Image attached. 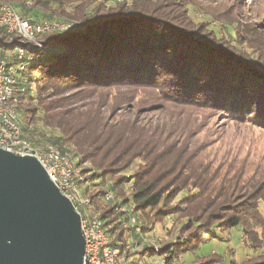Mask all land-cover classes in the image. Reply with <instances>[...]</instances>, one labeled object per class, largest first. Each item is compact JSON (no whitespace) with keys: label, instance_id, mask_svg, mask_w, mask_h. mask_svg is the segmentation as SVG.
I'll return each mask as SVG.
<instances>
[{"label":"trees","instance_id":"16d2710c","mask_svg":"<svg viewBox=\"0 0 264 264\" xmlns=\"http://www.w3.org/2000/svg\"><path fill=\"white\" fill-rule=\"evenodd\" d=\"M65 1L56 2L58 10ZM81 1L61 12L78 27L46 35L43 48L1 32L5 55L27 51L20 75L33 92L16 106L24 137L38 149L72 154L103 183L117 178L112 190L123 196L122 186L133 182L122 204L134 207L144 229L173 222L175 240L158 255L167 264L231 229L241 230L253 252L230 264H264V173L215 167L197 140L211 116L264 127L262 45L243 38L234 23L197 18L189 3ZM17 11L50 21L40 11ZM103 194L91 193L94 207ZM98 210L113 242L123 241L126 215L110 205ZM224 261L214 254L191 264Z\"/></svg>","mask_w":264,"mask_h":264},{"label":"built area","instance_id":"2783aa9c","mask_svg":"<svg viewBox=\"0 0 264 264\" xmlns=\"http://www.w3.org/2000/svg\"><path fill=\"white\" fill-rule=\"evenodd\" d=\"M120 1V0H119ZM122 1V0H121ZM74 27L73 23L54 22L39 23L23 18L15 6L8 0H0V148L21 157H35L45 168L51 181L62 194L74 205L81 215V230L85 239V256L83 264H137L131 261V256L139 252L134 241L143 238L144 224L136 214L134 207L122 204L121 198L112 190L103 194L105 202L114 204L116 213H123L126 220L122 227L129 237L114 243L105 222L91 214L93 207L91 198L92 182L88 178L79 160L70 153H64L58 148L47 145L38 149L24 137L16 106L19 97L33 92L27 80L21 79V73L27 70V51L16 47L5 55L2 47V35L16 36L22 42L43 48V38L56 32H68ZM15 58L17 64L11 62ZM91 172L89 176L91 177ZM122 191L127 195L134 192V185L126 183ZM158 256L161 247L155 243L149 247ZM155 264H167L166 258L158 257Z\"/></svg>","mask_w":264,"mask_h":264},{"label":"rangeland","instance_id":"374dc122","mask_svg":"<svg viewBox=\"0 0 264 264\" xmlns=\"http://www.w3.org/2000/svg\"><path fill=\"white\" fill-rule=\"evenodd\" d=\"M17 10L27 11V14H32L36 11L45 13V23L66 22L73 23L68 20L62 13L67 11L73 12L81 0H66L61 10H58L59 5L56 2H63V0H52L47 6H43V1L50 0H8ZM88 1V0H83ZM119 1V0H116ZM121 1V0H120ZM180 3L193 4L198 8L195 14L197 18L204 15L211 16L215 21L231 22L239 26V32L243 38L253 40L258 46L262 45L264 49V0H176ZM62 12V13H61ZM64 14V13H63ZM29 17V16H28ZM264 52V51H263ZM13 63L17 64L15 58ZM205 120L207 124L204 132L199 135V144H205L207 150L205 156L207 160L214 164L215 167L224 168L227 170L229 166L232 168H246L247 174L250 176L254 171L258 170L264 173V127H259L252 122H239L228 119H223L221 115L211 116ZM20 120V119H19ZM34 127V126H33ZM85 173L92 182L91 193L103 194L106 190L112 189L116 179L110 178L104 181L101 178L89 176L90 172L93 174L90 165L83 166ZM134 172L126 173V176H132ZM130 184H133L131 182ZM121 200L128 196L121 192H115ZM99 202L101 209L107 208V205L114 207L113 203ZM98 206H93L90 211L93 216L99 213ZM261 209L264 212V204H261ZM170 219L165 222H158L149 226V229H144L143 238L135 240L139 247L140 259L143 258L146 264H155L159 260L148 247L155 243L159 247L167 242L175 240V232L169 235L168 231L173 226ZM145 226V222H143ZM125 237H129L126 234ZM207 240L194 252V254H186L183 259L175 261L174 264H191L198 257H206L217 254L223 256L224 264H230L233 261L238 263L248 261L251 257V248L245 245L246 237L242 235L240 229H231L225 232H219L217 237L207 236ZM147 248V249H146ZM153 253L155 255H153ZM136 256V254L132 255ZM164 258V256H162ZM137 264H142L137 262Z\"/></svg>","mask_w":264,"mask_h":264},{"label":"water","instance_id":"95a60500","mask_svg":"<svg viewBox=\"0 0 264 264\" xmlns=\"http://www.w3.org/2000/svg\"><path fill=\"white\" fill-rule=\"evenodd\" d=\"M85 250L81 215L39 160L0 148V264H83Z\"/></svg>","mask_w":264,"mask_h":264},{"label":"crops","instance_id":"0c3cea01","mask_svg":"<svg viewBox=\"0 0 264 264\" xmlns=\"http://www.w3.org/2000/svg\"><path fill=\"white\" fill-rule=\"evenodd\" d=\"M143 260V258L142 259H140V257H139V255L137 256V254H136V256H131V261L132 262H141L142 264H146L144 261H142Z\"/></svg>","mask_w":264,"mask_h":264}]
</instances>
